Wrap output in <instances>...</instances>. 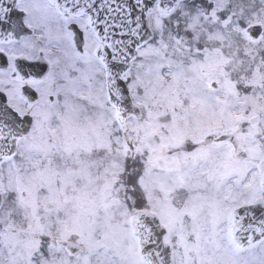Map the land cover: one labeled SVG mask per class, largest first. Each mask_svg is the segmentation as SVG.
Wrapping results in <instances>:
<instances>
[{
    "label": "snow or ice",
    "instance_id": "snow-or-ice-1",
    "mask_svg": "<svg viewBox=\"0 0 264 264\" xmlns=\"http://www.w3.org/2000/svg\"><path fill=\"white\" fill-rule=\"evenodd\" d=\"M0 264H264V0H0Z\"/></svg>",
    "mask_w": 264,
    "mask_h": 264
}]
</instances>
